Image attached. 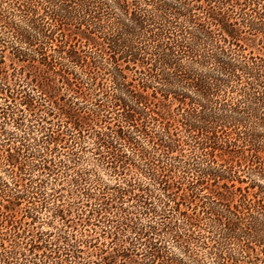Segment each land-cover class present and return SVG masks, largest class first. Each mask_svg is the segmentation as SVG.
Returning a JSON list of instances; mask_svg holds the SVG:
<instances>
[{
	"label": "trees",
	"instance_id": "trees-1",
	"mask_svg": "<svg viewBox=\"0 0 264 264\" xmlns=\"http://www.w3.org/2000/svg\"><path fill=\"white\" fill-rule=\"evenodd\" d=\"M0 264H264V0H0Z\"/></svg>",
	"mask_w": 264,
	"mask_h": 264
},
{
	"label": "rangeland",
	"instance_id": "rangeland-1",
	"mask_svg": "<svg viewBox=\"0 0 264 264\" xmlns=\"http://www.w3.org/2000/svg\"><path fill=\"white\" fill-rule=\"evenodd\" d=\"M6 35V34H5ZM8 55V54H7ZM7 61V60H6Z\"/></svg>",
	"mask_w": 264,
	"mask_h": 264
}]
</instances>
